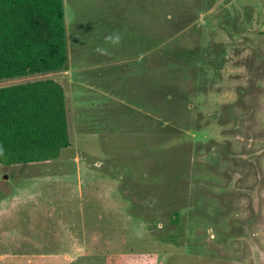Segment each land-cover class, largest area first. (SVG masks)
<instances>
[{"label":"rangeland","instance_id":"1","mask_svg":"<svg viewBox=\"0 0 264 264\" xmlns=\"http://www.w3.org/2000/svg\"><path fill=\"white\" fill-rule=\"evenodd\" d=\"M64 11L69 67L0 81H61L71 140L0 166V264H264V0Z\"/></svg>","mask_w":264,"mask_h":264},{"label":"trees","instance_id":"2","mask_svg":"<svg viewBox=\"0 0 264 264\" xmlns=\"http://www.w3.org/2000/svg\"><path fill=\"white\" fill-rule=\"evenodd\" d=\"M67 37L64 0H0V81L67 69ZM69 147L61 81L0 86V166L53 161Z\"/></svg>","mask_w":264,"mask_h":264},{"label":"crops","instance_id":"3","mask_svg":"<svg viewBox=\"0 0 264 264\" xmlns=\"http://www.w3.org/2000/svg\"><path fill=\"white\" fill-rule=\"evenodd\" d=\"M66 73H68V70L66 71ZM48 162H52V161H48ZM41 163H45V162H41ZM33 164H38V163H33ZM24 165H31V164H22L17 166H24ZM69 237L71 238V235H69Z\"/></svg>","mask_w":264,"mask_h":264}]
</instances>
